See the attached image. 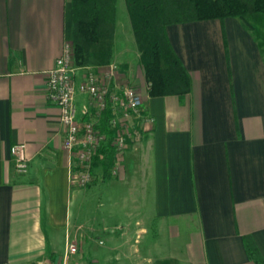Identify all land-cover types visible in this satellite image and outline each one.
I'll list each match as a JSON object with an SVG mask.
<instances>
[{
  "label": "crops",
  "instance_id": "1",
  "mask_svg": "<svg viewBox=\"0 0 264 264\" xmlns=\"http://www.w3.org/2000/svg\"><path fill=\"white\" fill-rule=\"evenodd\" d=\"M128 21L116 0L110 59L75 65L74 101L78 121L99 126L85 76L115 65L110 89L133 86L143 114L110 171L93 157L81 187L46 96L72 41L70 0H0V264H57L69 243L71 264H254L246 237L264 258V54L252 27L239 17L167 25L190 90L149 96ZM18 143L24 174L10 154Z\"/></svg>",
  "mask_w": 264,
  "mask_h": 264
},
{
  "label": "trees",
  "instance_id": "2",
  "mask_svg": "<svg viewBox=\"0 0 264 264\" xmlns=\"http://www.w3.org/2000/svg\"><path fill=\"white\" fill-rule=\"evenodd\" d=\"M149 96L184 95L190 76L172 49L166 26L206 19L239 17L252 27L255 41L264 54V0H124ZM73 13L71 47L74 65L107 64L113 44L116 0H70ZM107 106L97 129L105 138L93 163L107 173L115 148ZM246 254L254 264H264L250 237L244 239Z\"/></svg>",
  "mask_w": 264,
  "mask_h": 264
},
{
  "label": "built area",
  "instance_id": "3",
  "mask_svg": "<svg viewBox=\"0 0 264 264\" xmlns=\"http://www.w3.org/2000/svg\"><path fill=\"white\" fill-rule=\"evenodd\" d=\"M115 65L109 66L104 72L90 70L86 73L84 90L90 102L96 107L95 119L98 120L103 110L108 106L112 112L110 124L115 129L113 146L117 153L125 148L131 120L142 117L143 107L137 90L126 84L119 92L110 89V80ZM73 54L70 43H64L62 54L56 58L54 67L47 72L46 96L49 101L58 106L59 121L63 130V148L70 154V165L74 168L71 178L79 186L85 187L91 180V162L103 142L105 136L97 129L96 123L89 119L78 121L74 101L75 83ZM146 121L151 118L146 116ZM24 143L10 147L13 167L16 173L27 172L28 159ZM77 252L76 246L67 244L61 262L57 264H71L69 257Z\"/></svg>",
  "mask_w": 264,
  "mask_h": 264
},
{
  "label": "rangeland",
  "instance_id": "4",
  "mask_svg": "<svg viewBox=\"0 0 264 264\" xmlns=\"http://www.w3.org/2000/svg\"><path fill=\"white\" fill-rule=\"evenodd\" d=\"M117 14H118V16H120V18L124 17L128 21V16H127V12L125 9L124 0H117ZM128 23H129V21H128ZM129 33L130 34L132 33L130 27H129ZM132 42H133V37H132ZM71 50H72V47H71ZM72 54H73V52H72ZM73 65H74V59H73ZM96 249H99V247L96 246Z\"/></svg>",
  "mask_w": 264,
  "mask_h": 264
}]
</instances>
